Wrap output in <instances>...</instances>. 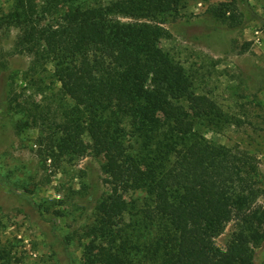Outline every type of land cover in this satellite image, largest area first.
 <instances>
[{"label": "trees", "instance_id": "16d2710c", "mask_svg": "<svg viewBox=\"0 0 264 264\" xmlns=\"http://www.w3.org/2000/svg\"><path fill=\"white\" fill-rule=\"evenodd\" d=\"M184 4L14 0L0 15L32 71L46 56L54 67L63 97L34 105L30 123L50 158L103 159L108 194L86 232L92 264H255L264 242L257 158L205 136L241 119L197 93L161 47ZM221 7L222 17L232 11ZM231 223L222 249L216 239ZM0 264H11L1 251Z\"/></svg>", "mask_w": 264, "mask_h": 264}, {"label": "rangeland", "instance_id": "374dc122", "mask_svg": "<svg viewBox=\"0 0 264 264\" xmlns=\"http://www.w3.org/2000/svg\"><path fill=\"white\" fill-rule=\"evenodd\" d=\"M13 1L0 0V15ZM222 4L232 9L225 17L216 10ZM165 28L161 47L193 77L196 92L241 119L205 136L257 158L264 206V0H185ZM18 35L0 31V251L11 264H92L86 232L108 194L103 159L50 158L31 111L63 94L49 57L35 72L15 51ZM233 231L231 223L217 246L225 249ZM255 264H264V242Z\"/></svg>", "mask_w": 264, "mask_h": 264}]
</instances>
